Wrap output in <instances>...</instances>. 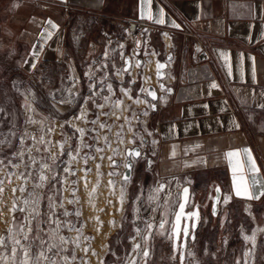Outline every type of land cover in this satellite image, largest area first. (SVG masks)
I'll return each instance as SVG.
<instances>
[{
    "label": "crops",
    "instance_id": "obj_1",
    "mask_svg": "<svg viewBox=\"0 0 264 264\" xmlns=\"http://www.w3.org/2000/svg\"><path fill=\"white\" fill-rule=\"evenodd\" d=\"M150 11L154 18L163 13L165 23L141 19L139 0H0V87L13 73L36 82L49 69L77 70L92 54L119 52L135 34L143 55L138 58L143 60L141 77L135 79L133 71L140 66L135 69L133 63L130 71L115 74V85L120 93L127 90L126 101L138 97L156 108L139 106L148 113L143 129L152 135L145 138L146 148L136 146L141 156L133 160V181L157 197L147 204L155 225L152 236L172 227L180 191L190 185L189 208L199 206L201 212L194 239L199 240L205 231L225 225L239 207L264 202V196L247 200L234 195L232 167L225 156L250 149L264 178V0H152ZM48 19L58 30L51 29ZM45 29L53 32L51 39L40 37ZM79 36L82 44L76 47L73 37ZM158 62L165 65V75L154 83ZM213 82L219 87L210 88ZM150 86L156 100L141 95L140 89ZM47 128L67 137L63 149L72 146L70 130L44 120L40 133L47 134ZM55 138L50 142L60 148ZM229 195L232 199L224 203ZM165 217L161 230L158 225Z\"/></svg>",
    "mask_w": 264,
    "mask_h": 264
},
{
    "label": "rangeland",
    "instance_id": "obj_2",
    "mask_svg": "<svg viewBox=\"0 0 264 264\" xmlns=\"http://www.w3.org/2000/svg\"><path fill=\"white\" fill-rule=\"evenodd\" d=\"M128 39L119 52L107 54V57L103 53L92 54L77 70L69 67L49 69L42 81L36 82L13 73L0 87V141H3L0 143V159L4 161L0 164V180L3 181L0 185L3 188V192H0V238H5L4 243L7 245V249L0 247V254H10L14 236L22 244L30 245L33 254L41 250V241L59 244L63 251L53 249L52 253H48L55 258L56 264H127L126 257L131 254L135 229H143L142 221H149L151 214L147 205L150 194H145L144 186L133 181L132 171L130 180L123 179L127 170L124 164L128 159H135L127 156L126 151L136 146L146 148L145 138H149V132L143 129L148 120L143 114V108L139 107L143 102L126 101L125 92L117 91L118 87L115 85V73L124 69L125 56L131 55L135 65L138 58L143 56L137 51L135 34L128 36ZM103 63H106L107 68L103 67ZM137 68L136 66L135 69ZM141 71V66L138 72L133 71L137 77L135 79H140ZM106 72H109V77H105ZM88 73H91V80ZM153 77V82L156 83L158 77L155 73ZM101 79L103 84L99 83ZM90 83H96V89L93 90L97 92L96 95L90 91ZM109 84L112 86L111 92L106 87ZM141 95L147 93L142 92ZM89 96L92 99L85 105L84 100ZM104 96H109L111 101L105 103ZM122 98L123 104L114 107V102ZM93 101L95 104H104V108H96ZM26 104L29 107H25ZM81 108L87 109L85 118L74 119L80 114ZM113 112L116 115H111ZM97 113L109 114H101L99 120L111 126L110 130L90 123L96 119ZM44 120L49 125H61L62 129L70 130L72 146L64 149L53 147L50 142L52 136L58 137L60 146L67 137L59 135L58 130L50 133L49 128L47 134L40 133ZM77 128L85 130L83 143ZM130 128L132 131H129ZM105 131L109 132L111 147L103 139ZM25 133L29 135L26 136ZM96 136L100 137L99 143L94 139ZM41 137L48 144L40 143ZM121 138L124 143L119 142ZM133 138L136 140L135 144L129 142ZM84 144L93 147L87 148ZM96 147L104 148V152L97 153ZM113 149L117 150L115 154ZM21 151L24 153L22 158L14 155ZM61 151L63 155L60 154ZM69 153L77 159L71 160ZM51 155L57 156L55 162L50 159ZM100 156H104V159L101 160ZM109 156L115 160V167L110 166L111 162L107 159ZM33 158L37 161L35 165H31ZM85 158L88 159L87 164L84 163ZM9 160L20 167H12ZM43 163H48L51 170H45L49 179L41 183L39 177ZM65 167H70L75 174L64 172ZM85 169L89 171L85 172ZM21 173L27 177L26 183L20 178ZM53 175L55 179H52ZM22 187L24 191L20 190ZM122 188L125 198L123 210L120 211ZM25 201L29 203L25 204ZM235 211L222 227L205 231L208 234L204 232L199 240H188L183 262L181 249L176 251L173 240L168 238L171 224L164 234H157L155 231L147 243L140 237L136 238V242L141 243L142 248L150 250L147 264H236L238 259L241 264L245 260L248 264H264V233L257 234L254 247L243 239L252 230L264 228V202L251 204L248 209L239 207ZM53 233L56 237L54 241ZM25 235L28 239H24ZM37 236L40 239H36ZM60 237H64L67 242L60 244ZM44 248H47V244ZM250 248L252 256H244ZM20 259L22 254L18 251L17 264ZM45 264H51V260ZM136 264H144V260L137 258Z\"/></svg>",
    "mask_w": 264,
    "mask_h": 264
},
{
    "label": "snow or ice",
    "instance_id": "obj_3",
    "mask_svg": "<svg viewBox=\"0 0 264 264\" xmlns=\"http://www.w3.org/2000/svg\"><path fill=\"white\" fill-rule=\"evenodd\" d=\"M66 2V0H65ZM152 3V0H139V5H140V18L141 19H147L149 21H153L156 24H164L165 23V19H164V14L161 13L160 18H154V16L152 15L151 11H150V5ZM146 6H149V10L146 13ZM46 23L48 25H50L51 29H57L58 30V25H56L51 19H48L46 21ZM173 26L176 28H180L181 26L179 24H175L173 23ZM145 32H147V29L144 30ZM40 37L43 39H51L53 32L45 29L44 32H41ZM165 35H167L165 33ZM121 47H123V45H121ZM35 48V45H34ZM33 56H38L39 52L37 51H33ZM105 57H107V53L104 54ZM223 55V54H222ZM171 59V58H169ZM254 60V58H252ZM125 63L128 64L129 62L127 60H125ZM35 64H32V67L35 68ZM137 67L140 66V62H137ZM104 68H107V65H103ZM165 67V65L163 63H157V75H160V70L163 69ZM127 68L118 70L115 74L116 75H120L122 74V72H126ZM87 75H89V79H92L91 73H88ZM100 84H103V80L101 79L99 81ZM107 89L109 92L112 91V86L106 85ZM164 86L161 85V88H163ZM219 86L213 82L210 85V88H218ZM89 89L90 91H92L93 95H96L97 92L93 91L96 89V83H90L89 84ZM102 91V89H101ZM122 92H125V94L127 95V90L121 89ZM168 91H171L170 89ZM140 92H146L148 96H150L152 98V100H156L157 99V94L154 90H147L144 88L140 89ZM92 97L89 96L87 98H85L84 100V104L86 105L88 103L89 100H91ZM111 98L109 96H104L103 100L105 101V103H107ZM65 101H61V103H64ZM70 103V101H68ZM136 103H146L149 104V107H151L153 110H155L156 105L155 104H150L147 100L145 101H141L138 97L135 99ZM93 104L95 105L96 108L98 109H103L104 108V104H95V101H93ZM123 104L122 100H116L114 102V107H120ZM25 107H29L27 104L25 105ZM261 108H264V104L260 105ZM86 111L87 109L85 108H81L80 110V114L78 116H75L74 119L80 120V119H84L85 115H86ZM103 114L105 116L109 115L108 113H97L96 115V119H93L90 121V123L92 124H99V127L101 129L104 128H109V125H107L106 123L100 122L99 120V116ZM144 115H147L148 113L145 111L143 113ZM111 115H116L115 112H113ZM117 119H120L119 116H116ZM31 123H36L35 121H30ZM239 123H236V127L239 128ZM123 126H121L122 128ZM52 129H49V131H51ZM76 131L80 134V138H81V142L83 143V137L85 135V130L82 128H77ZM129 131H132V129L130 128ZM25 135H29L28 133H25ZM149 136L152 135L151 132L148 133ZM117 136H120V133H117ZM135 136V133H134ZM32 139H35V137H32ZM94 139H96L97 143H99L100 137L96 136L94 137ZM104 141L106 144H108L109 147H111V142L108 141V138L105 136ZM120 143H124L123 139L121 138ZM132 144L136 143L135 138H133L132 140L129 141ZM141 142H143L142 138H141ZM0 143H3V141H0ZM21 143H23V138L21 139ZM40 143H44V138L41 137L40 138ZM153 143H156V141H153ZM61 149H63V145L60 146ZM84 147L87 148H92L93 145L90 144H84ZM95 151L97 153H102L104 152V148L101 147H96ZM29 152H31V149H29ZM114 154L117 152L116 149H113ZM61 155H63V152L61 151L60 153ZM173 156L175 155V150L173 149ZM243 154V155H242ZM15 156H19V157H23L24 153L23 151L21 152H17L14 153ZM69 155L71 156V153H69ZM126 155L129 157H133V158H139L141 156V152L136 150L135 148L132 149H128L126 151ZM226 158L229 161V164L232 167V172H233V177H232V183H233V188H234V195L236 197L242 198V199H247V200H258L261 198V196H264V178H261V170L258 167V165L256 164V161L254 159V157L251 154V150L248 148H244V149H235V150H231L228 151L225 154ZM93 159L95 157H92ZM50 159L55 162L57 159L56 155H51ZM77 157L76 156H71V160H76ZM100 159L103 160L104 156H100ZM107 159L111 162L112 167L116 166V162L113 159L112 156L107 157ZM88 159L85 158L84 159V163L87 164ZM4 161L2 159H0V164H3ZM37 163V161L33 158L31 160V165H35ZM9 164L14 167V168H19L20 165L19 164H12L11 160H9ZM30 165H26V167H28ZM100 165H97V168H99ZM124 167L128 170V172H130L133 168L132 163L126 162L124 164ZM45 170H51V166L48 163H43L41 165V170H40V181L41 183H43L44 181L48 180L49 177L45 174ZM64 172L66 173H71V174H75L74 172L71 171L70 167H65ZM89 171L88 169H85V172ZM251 174V180L248 179V175L247 174ZM116 173H110V175H114ZM30 175V173H29ZM20 178L25 180V183L27 182V177L24 175V173L20 174ZM52 179H55V175L52 176ZM123 179L125 181L130 180V176L128 175V173H124L123 174ZM10 182V181H9ZM3 184V181L0 180V185ZM109 184H112L111 181H109ZM41 185H37V187H39ZM164 185H161L159 188H157L155 191L157 193H159L162 189H163ZM258 187L260 190L259 192H255L253 189ZM21 191H24L25 189L22 187L20 189ZM13 191H15V189H13ZM217 192L220 191L219 188L216 189ZM0 192H3V188L0 187ZM183 202L179 203L178 205V212L175 213V223L172 225V229H171V234L168 236L169 239L174 240V247L176 251H179L181 248H184L187 246L189 237H191V239H195V236L193 233L190 232V228L188 224H185L182 227V220L185 221H193V223L191 224V227H195L196 222L199 221V215H198V211H193L190 213H186L185 212V206L187 204L188 201V195H189V189L187 187L183 188ZM124 198H125V192L123 190V188L121 189V193H120V203H121V207L120 211L123 210V202H124ZM151 201H155L157 199L156 196H149L148 198ZM232 199V195H229L225 198L224 203H228L230 200ZM72 201H70L71 203ZM29 201H25V204H28ZM32 203H36V201H32ZM109 203H111V201H109ZM250 207V206H249ZM15 209L13 208L12 211H14ZM24 209H21V211H23ZM153 211H155V209H153ZM65 215H68L67 212H65ZM77 215H79V213H77ZM251 215V213H250ZM139 218V217H138ZM142 223L144 224V228L141 229L140 227H137L135 229V233L136 235L132 237V248H131V254H129L126 257V261L127 264H136V260L137 258H141L144 260V264H147V258L150 256V250L147 247H143L141 246V243H137L136 242V238L140 237L141 240H143L145 243H147L148 240L152 239V232L150 230H152L155 225L150 222V221H142ZM167 221L166 220H161L159 222V229L164 230L165 229V225H166ZM258 233H264V228H258L255 230H252L250 235H244L243 239L244 241L250 243L253 245V247L256 244V238H257V234ZM160 234H164V232H161ZM55 233L52 234V239L53 241L55 240ZM24 239H28V236L25 235ZM36 239H40L38 236L36 237ZM5 238H0V247H4L5 249H7V245L4 243ZM13 240V247L11 248V252L10 254L8 252H5L4 254H0V262H2V264H17V252L19 251L22 254V259H20L18 261V264H45V262H48L49 260H51V264H56V260L54 257H50L48 255V253H52L53 249H58L59 251H63L64 249L60 247L59 244L56 243H48L46 241H41V250L38 253L33 254L31 251V246L28 245H24L21 243L20 239L15 238L14 236L12 237ZM60 244H64L67 241L65 240L64 237H60ZM47 244V248H44V245ZM17 246H19V248H17ZM85 251H87V249H85ZM59 252L56 253V255H58ZM252 249H248L247 252L244 253V256H252ZM74 258V257H73ZM65 260H67V257H64ZM101 264H103V262H101ZM236 264H241V260L238 259L236 261ZM244 264H248V261L245 260Z\"/></svg>",
    "mask_w": 264,
    "mask_h": 264
},
{
    "label": "water",
    "instance_id": "obj_4",
    "mask_svg": "<svg viewBox=\"0 0 264 264\" xmlns=\"http://www.w3.org/2000/svg\"><path fill=\"white\" fill-rule=\"evenodd\" d=\"M125 60H127L129 63L128 64H124V68H127V71H130V69L132 68V66H133V57L131 56V55H126L125 56V58H124V62H125ZM138 62H140V64H142V62H143V60L140 58L139 60H138ZM126 71V72H127ZM164 75H165V71L163 70V69H161L160 70V75H157V72H156V76L158 77V78H162V77H164ZM149 90H154V88H153V86H150L149 87ZM136 150H138V151H140V149H139V147H134ZM127 162H129V163H132V165H133V161L131 160V159H128L127 160ZM126 172L128 173V175L129 176H131V171L130 172H128V170H126ZM125 172V173H126ZM185 187H187L188 189H189V195H188V201H187V204H186V206H185V212L186 213H190V212H193V211H198V215H199V221L198 222H196V225H195V227L193 228V227H191V224L193 223V221H185V220H182V227L185 225V224H188L189 225V228H190V232L191 233H193L194 234V236L196 237V231L198 230V228H199V224H200V221H201V212H200V208H199V206H195L194 208H189V203H190V194H191V186L190 185H185L183 188H185ZM183 188H182V190L180 191V201H179V203H181V202H183V195H182V193H183ZM219 200H220V195H217L216 197H215V199H214V204H213V210L215 211V212H217L218 211V207H219ZM179 205V204H178ZM178 206H177V209H176V211H175V213L176 212H178ZM175 213H174V215H173V222H172V225L175 223ZM162 220H166V217L164 218V219H162ZM189 238H191V237H189ZM193 240V239H192ZM173 242H174V240H173ZM174 246V245H173ZM187 247V246H186ZM186 247H184V248H181V261L183 262L184 260H185V250H186Z\"/></svg>",
    "mask_w": 264,
    "mask_h": 264
},
{
    "label": "built area",
    "instance_id": "obj_5",
    "mask_svg": "<svg viewBox=\"0 0 264 264\" xmlns=\"http://www.w3.org/2000/svg\"><path fill=\"white\" fill-rule=\"evenodd\" d=\"M81 38H82V36H79L78 38L77 37H75V38L73 37V43H74V45L76 47H79L82 44V39ZM105 53H107V52H105ZM105 53H103V54H105ZM105 64L106 63H103V65H105ZM105 77H109V72H106ZM108 135H109V132L108 131H105L104 137L106 136L108 138ZM64 235L66 236L65 233H64Z\"/></svg>",
    "mask_w": 264,
    "mask_h": 264
},
{
    "label": "bare ground",
    "instance_id": "obj_6",
    "mask_svg": "<svg viewBox=\"0 0 264 264\" xmlns=\"http://www.w3.org/2000/svg\"><path fill=\"white\" fill-rule=\"evenodd\" d=\"M147 67H148V68L151 67L150 64H148Z\"/></svg>",
    "mask_w": 264,
    "mask_h": 264
}]
</instances>
